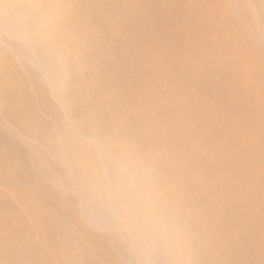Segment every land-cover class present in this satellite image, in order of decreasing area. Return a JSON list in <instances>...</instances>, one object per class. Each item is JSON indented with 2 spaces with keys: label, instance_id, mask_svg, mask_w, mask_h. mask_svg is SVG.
<instances>
[{
  "label": "rangeland",
  "instance_id": "374dc122",
  "mask_svg": "<svg viewBox=\"0 0 264 264\" xmlns=\"http://www.w3.org/2000/svg\"><path fill=\"white\" fill-rule=\"evenodd\" d=\"M39 1L0 0V29L14 30L18 25L20 29V35L0 31V40L3 42L0 41V57L5 62V71H15L17 67L14 62L18 64L20 73L16 72L17 79L12 82L14 101L19 106L24 105L23 108L33 107L23 112V109H11L0 102V157L8 156L2 143V131L5 129L13 140L10 145L23 155L21 162L27 167L34 168L38 173L41 184L44 185L42 188L44 193L58 198L63 209L62 214L67 220L64 221L60 217L59 206L56 207L47 201H34L40 196V192L32 186L33 184H30L34 190L32 195L22 194L17 202L13 198V192H20V183L26 175L20 173L13 162L0 164V190L17 205L18 212L22 211L25 203L29 204L31 213H38L40 216L34 240L17 244L24 252L17 249L15 253H11V262L8 264H64L63 255L67 247L56 249L53 243L58 242L57 224L61 220L67 222L70 231L77 234V237H70V245L72 244L74 249L72 257L68 260L69 264H152V259L158 264H211L214 254L211 244L202 242L204 235L198 236V232L190 228L191 222L187 225L180 219L182 216L175 204L177 194H170L172 190L170 188L168 191L169 181L166 183L165 180L170 175L173 177L176 172L160 170L159 166L152 162H149L147 168V163L145 165L137 160L135 165L131 161L137 169V166L146 169L144 173L141 168L139 170L133 168L126 156H123L124 163L121 160H114L115 162L113 159L109 160L111 157L108 159L104 156L97 157L98 149L101 148L93 142L94 139L91 141L95 129L88 127L92 125L99 128L103 120L97 117L98 112L100 110L110 112L113 103L121 105V108L127 111L133 106H141L142 114L150 105L152 96L157 94L153 101L154 114L166 110L169 117L177 121L175 124L177 129L181 130L187 124L193 123L198 126V131L208 133L204 139L193 142L197 153L193 158L190 156L186 163L182 164L181 169L189 168L191 175L196 177L201 169L209 168L208 162L214 156H230L232 151L225 147L223 138L218 139L215 135V124L200 123L191 113H203L211 98L212 106L215 107L213 97L217 93L210 91L209 83L202 75L204 70L219 65L226 72L241 75L238 79L242 81V75L244 72L247 73L249 65L260 57L252 38L242 32L239 33L237 23L226 16V1L229 0H220V6L210 7L205 15L201 14L202 0H178L180 11L173 16L168 15L161 4L151 3V0H112L111 3L119 7H124L128 2L133 3L130 8L125 6L124 19L120 22L117 21L119 19L117 11L102 3V0H69L71 6H63L58 0H42L40 3ZM79 1L88 4L100 3L94 7L100 13L107 14L108 19L97 21L89 16L90 11H86L83 19L73 26L74 32H68L66 15L67 13L69 16L78 15L75 10ZM231 1L241 12L247 15L251 12V15L257 14L264 19L260 7L255 6L253 0L248 3L250 12L242 0ZM136 16H139L142 24L146 26L142 31L134 30L130 24ZM189 16L196 20L192 24L194 35L182 36L177 43L172 37L174 29L182 30L178 27ZM167 20L172 21L173 28L165 27ZM148 25L154 30H150ZM245 25L251 26L247 22ZM109 27L112 41L106 47L110 52L116 49L114 56L106 52L107 49L102 46L92 50L84 41L85 29L94 30L95 34H99L107 32ZM263 34L264 32H261V36ZM150 35H153V42H145V38ZM220 38L233 39L231 48L225 49L223 45L217 43ZM197 45L201 49L194 51L186 49L196 48ZM205 46L207 50H204ZM259 46L264 50V40ZM224 54L225 56H222ZM242 54L247 59H243ZM92 55H97L98 60L88 61V57ZM227 56H230V59ZM139 59L144 60L143 66L137 63ZM262 62L264 65V58ZM101 64H104L107 70L116 69V73L109 77L100 74V70H103ZM151 68L155 69L153 73L148 72ZM90 69L102 82L96 89L90 84L85 72ZM183 79L189 90L195 91L198 95L195 96L190 91L183 92L182 101L176 105L172 99L178 93L179 84ZM109 86L119 90L116 96L110 95ZM147 89L153 93L148 105H144ZM8 95L9 88L6 87L5 80L0 79V96L5 98ZM237 96L244 102L242 95ZM187 108H191V112ZM235 109L245 119H237L231 126L237 131L243 127L247 131L251 130L253 122L249 116L250 112L241 108ZM32 115L31 119L35 121L26 123L25 116ZM120 118L124 125L126 115H121ZM82 122L88 127L81 129ZM46 124L57 129L53 130V133L57 134L51 133L50 128L45 127ZM46 131L51 133L47 132L49 138L46 137ZM229 132L234 133L230 130ZM160 138V143L157 144L158 158L168 159L170 146L164 144L167 135L160 134ZM47 139L51 141L46 142ZM144 147L147 153L151 151L148 146ZM102 149L104 150L103 146ZM199 157L200 168L192 167L191 162ZM112 162L116 171L112 168ZM151 166L157 167L158 170L154 168L153 171ZM126 167L131 170H128L127 174L123 170ZM248 167L251 175L257 178L259 174L255 162L251 161ZM64 168L71 170L70 174ZM211 169L218 175H224V171L218 166ZM141 170L143 172L140 175ZM150 171L153 173L156 171L157 174ZM82 175H85V178ZM145 175L148 177L152 175V178L156 175L154 176L156 179L153 178V181L151 177V180L146 177L144 180ZM208 187L217 193L221 185L215 179ZM152 190L156 193L150 199L148 195ZM164 191L170 195V199H176L169 202L172 205L163 206L161 203V194ZM215 200L217 203L215 210L219 212L223 209V203L217 198ZM10 217L9 210L0 207V221H3V225L12 222ZM231 232L235 235L236 229L233 227ZM63 240L67 242L68 236H64ZM6 249L7 243L0 242V251ZM34 254L37 255L36 258ZM237 255L233 262L228 259V263L235 264L245 257L242 252H237ZM250 262H253L252 258ZM0 264H7L2 256Z\"/></svg>",
  "mask_w": 264,
  "mask_h": 264
},
{
  "label": "bare ground",
  "instance_id": "6f19581e",
  "mask_svg": "<svg viewBox=\"0 0 264 264\" xmlns=\"http://www.w3.org/2000/svg\"><path fill=\"white\" fill-rule=\"evenodd\" d=\"M41 1L42 0H40L39 3ZM58 1L63 6H68V5L71 6V2L69 0H58ZM249 1L251 0H242L246 8H248V3H250ZM111 2L112 0H102V3H106L108 7L114 8L117 11L119 16V19L117 20L118 22L124 19L125 6H129V8L133 6V3L131 2H128L124 7H119L117 5L112 4ZM177 2L178 0H151V3L161 4L165 9L166 13L171 16L178 14L180 11ZM229 2L226 1V10H227L226 16L232 18L233 21L237 23V29L239 33L242 32L252 38V42L255 46L256 52L259 54L260 57L249 65L247 69V73L244 72L245 76L242 75L243 76L242 81L238 79L239 76L241 75L226 72L219 65L204 70L202 72V75L204 78L207 79L209 83L210 91L217 93V95L213 97L215 101V107L212 106V98H211L209 100L207 108L201 114L197 112H191V108H187V109L193 114L194 118L198 119V122L215 124L214 126L215 135L217 136L218 139L223 138L225 147L232 151V154L230 156L220 157V155L216 154L217 156H214L208 162L209 168L204 170L201 169L199 175L196 177H193L191 175V170L189 168L181 169L182 164H185L186 160L190 156H192L193 158L197 153V150L193 145V142L204 139L205 137L208 136V133L205 131H198L199 129L198 126L193 123L187 124L185 128L181 130L177 129L175 126L177 121L169 117L168 112L166 110H164L163 113L154 114L153 101L154 98L157 96V94L152 96L153 92L150 89H147V99L145 100L144 105H148L149 98L152 96L151 102L150 105L147 106L148 108L145 109L142 114H141V110H142L141 106H133L127 111L124 108H121V105L113 103L112 105L113 108L111 109L110 112L105 113V111L103 110H100L98 112L97 117L103 120L99 128L92 125L88 127L86 123L82 122L81 129L87 127L90 129L91 128L95 129V131H93L94 134L92 133L93 137L91 136L92 137L91 141L94 139L93 142H95L99 146L98 148H101V150L98 149V152L96 154L97 157L104 156L107 159L111 157L109 158V160L110 159H113V161L121 160L124 163L123 156H126L128 157L129 160L128 162L130 164L132 161V163L137 165L135 161L140 160L141 162H143L142 164L146 165L147 163L146 167L148 168V166L150 165L149 162H152L156 164V166H159L160 170L162 169L163 171L166 170L167 172L169 171L176 172V174H174L175 177L174 176L172 177L170 175V177L166 178L165 180L166 183L169 181V183L167 184L169 186L168 191L170 188L172 189L170 191L171 192L170 194L173 195L177 194L175 195V198L176 196L178 197L176 198L177 203L175 204L177 205L176 209L181 214L180 216H182L180 219L183 222H185L187 225H189V222H191L192 227L190 228L197 231L198 236L204 235L203 236L204 240L202 242L204 244L205 242L211 244V250H213L214 252L213 262L211 264H229L228 259H230L233 262V259H235L236 256H238L237 252L238 253L242 252V254H244L245 257L244 258L240 257L241 259L236 263L234 262L235 264H264V241H263L264 240V67H263L264 65L262 62V59L264 58V50L259 46V43L262 40H264V34L261 36V32H264V25L261 24L264 23V19L257 14L255 16L251 15L249 8L248 10L250 12V15H247L241 12L239 8L233 6L232 1L230 3ZM98 4L100 3L93 2L88 4L85 1H79L75 10V12L78 15L69 16L68 13L66 15L65 23L68 32L70 33L74 32L75 29L73 28V26L76 24V22L83 19L86 11H90L89 16L91 18H95L97 21L107 20L108 15L104 13H100L94 7ZM220 4H221L220 0H202L201 14L205 15L210 7L218 8ZM253 4H255V6L257 7L259 6L261 12L264 14V0H253ZM195 22H196L195 18H193V16H189L186 19V21L183 24H181L180 27H178L181 28L182 30L176 31L174 29L175 32L172 34V37L176 40L177 43H179L180 38L182 36L186 37V36L194 35L192 33L193 31L192 24H194ZM246 22L250 23L251 26H246L245 25ZM130 24L134 30L137 29L138 31H142L146 27L145 25L142 24L139 16H136L130 22ZM169 26L173 28V23L171 20H167L165 23L166 28H168ZM110 27L108 28L107 32L99 33V34H95L94 30L85 29L86 33L84 34V41L89 45V47L92 50L102 46L104 49H107L106 52H110V49L106 47L112 41L110 38L111 35ZM148 28H150L149 25ZM247 28H249L250 30H247ZM150 30H154V29L150 28ZM0 31L3 33H8V34L14 33L20 35L19 25L14 30L11 28H6V29H0ZM153 35L147 36L145 38V42L152 43ZM217 43L223 45L225 49H229L231 48V44H233V39L229 40L226 38H220L217 40ZM203 48L204 50H207V46ZM186 49L188 51H194L195 49L198 50L201 48L200 46L197 45L196 48L188 47ZM115 51H116L115 48L111 50L110 53L112 56L115 55ZM6 56L9 57L8 54H6ZM222 56H225V54ZM241 57L243 59H247V57L243 54L241 55ZM227 58L230 59V56H227ZM87 60L96 61L98 60V56L97 55L89 56ZM245 61L247 63V60ZM137 63L140 66H143L144 60L139 59L137 60ZM14 64L17 67L15 71H5L6 69L5 62L3 58L0 57V79H4L6 87L9 88V95L5 98H2V96H0V102L3 106H8L11 109H19V110L23 109L24 112L29 109H32L33 107L23 108L24 105H21L22 107L19 106V104L13 99L14 91L12 89V84H13L12 82L17 79L18 74L16 72L20 73L18 70V64L16 62H14ZM101 67L103 70H100V74L104 76L109 77L111 76V74L116 73L115 72L116 69L107 70L104 67V64H101ZM154 71L155 69L151 68L148 72L153 73ZM85 72L90 79V84L94 85V89H96L98 85L102 84V82L97 78V75L93 73L91 69L88 70V72L87 71ZM108 91L110 92L111 96H116V94L119 92V90L114 87H110ZM189 91L190 90L186 86L185 79H183L181 84H179L178 93L173 96L172 100L177 105L179 102L182 101L183 92H189ZM190 92L193 93L195 96L198 95L195 91H190ZM237 95H242L244 102L242 100H239V97ZM235 108L245 109L247 112L248 111L250 112L249 116L251 117L253 122V126L251 130L247 131L243 127L242 129L237 131L231 126V123L233 121L237 119H245V117L241 115ZM121 115H126L127 117L126 123L124 125H122L121 122V118H120ZM25 117H26L25 118L26 123L35 121L31 119L33 115L25 116ZM45 127H49L50 130L52 131L51 133H53V130L54 131L57 130L53 128L50 124L49 125L46 124ZM34 128L44 131L41 128H36V127ZM229 130L233 131L234 133H230ZM47 132L50 133V131H46L45 133ZM89 132L92 131L89 130ZM48 133L46 136L47 138H49ZM160 134L167 135L164 144L170 146L169 149L170 153L168 159L158 158L157 144L160 143L161 140ZM90 135L91 134H89V137ZM35 137H37V135ZM43 138L45 137H42V139ZM56 138H58V136ZM50 139H47L48 141L46 142H49ZM2 141H3L2 143L5 145V149L7 150L8 156H6L5 158L0 157V164H9L13 162V164L17 165V170L20 173L26 175V178L22 181V183H20L19 186L20 192L19 193L13 192V196H14L13 198L17 202H19L20 196L22 194L23 196L32 195V192H34L32 186H34L36 190L40 192V196L36 198L34 201L35 202L47 201L50 204L55 205L56 207L59 206L60 217L64 221H66L67 219L62 214L63 209L61 207L60 202L58 201V198L54 195H49L48 193H44V190L42 189L44 185L41 184V180L38 177V173L35 172L34 168L27 167L26 164L21 162L23 155L20 154L18 150L16 151V149L10 145L11 143H13V140L12 138H10V136L8 135L5 129H3L2 131ZM45 145L48 144L45 143ZM144 145L148 146L151 149V151L147 153ZM102 146L105 151L102 149ZM152 152L154 155H152ZM58 153L60 154V151H58ZM86 154L88 155L89 153ZM91 156L95 157L93 156V153ZM92 160L93 159L91 158V161ZM251 161H254L256 164V168L259 174L257 178H254L249 171L248 165ZM200 162H201V157H199L195 161H192L191 166L194 168H200ZM134 164L131 165L134 166ZM213 166H218L222 168V170L224 171V175H218L217 173H214L213 169H211ZM137 167L138 169L135 166L133 168H136L137 170L141 168V166L140 168L139 166ZM152 167L153 166H151V168ZM112 168L114 171H116V168L113 166V162H112ZM154 168L155 170L157 169V167L155 166ZM154 168H152L153 171ZM64 169L67 170L66 168ZM36 170L39 169L36 168ZM74 170H76L75 167ZM123 170L126 171V174L128 173V170L131 171L129 167L128 168L126 167ZM142 170H144V168ZM142 170L141 172H139L140 175L143 172ZM83 171L85 172V170H82V172ZM64 172L66 173V171ZM75 172L76 171H74V173ZM150 173L153 172L150 171ZM170 174L172 173L170 172ZM71 175L73 174L71 173ZM147 175L143 177L144 180L146 177L151 180L152 175L150 176L151 178L148 177L149 175L148 176ZM154 176L153 178H155ZM162 177L164 179L163 175ZM159 178H161V176ZM215 179H217L221 185V188L220 190H218L217 193L213 192L208 187V184L210 182H214ZM74 180L76 181V179H73V181ZM78 180L79 178L77 176V181ZM30 184L33 185L30 186ZM81 186L84 185L81 184ZM150 187L151 189L153 188L152 186ZM155 193L156 192L152 190V192L149 193L148 197L151 199ZM173 195L171 197H173ZM169 196L170 195H167L165 191L162 192L161 203L163 204V206L166 204L172 205L169 202L176 200L175 198L174 200L173 198H171L172 199L171 200ZM216 198L221 200L223 203V209L219 212L215 210V206L217 204L215 200ZM0 207L2 208L6 207L9 210V213L11 214L10 220L12 221L11 223L5 225L2 224L3 221H0V242L7 243V249L0 251V256H2L5 259L6 263L8 264V262H11V257H12L11 253H15L17 249H19L22 253L24 252L23 248L17 244L27 243L34 240L35 233L38 230V223H40L39 222L40 216L38 213H31L29 204H25V203L23 204L22 211L18 212L17 205L14 202H12L9 196H6L1 190H0ZM53 217H51V219H54ZM63 220H61L60 223L57 224L58 242L57 243L53 242V243L56 245V249L67 247V250L63 255V260L65 261L64 264H69L68 260L69 258L72 257L71 255L74 249L72 247V244L70 245L71 242L70 237H77V234L71 232L70 226L67 224V222H64ZM233 227L236 229L235 235H233V233L231 232V229ZM64 236H68L67 242L63 240ZM11 240L14 242H11ZM254 243L257 244L253 245ZM34 257L36 258L37 255L34 254ZM250 258L253 259V262H250ZM151 262L152 264H158L153 259Z\"/></svg>",
  "mask_w": 264,
  "mask_h": 264
}]
</instances>
